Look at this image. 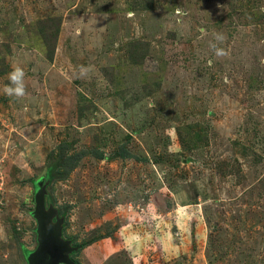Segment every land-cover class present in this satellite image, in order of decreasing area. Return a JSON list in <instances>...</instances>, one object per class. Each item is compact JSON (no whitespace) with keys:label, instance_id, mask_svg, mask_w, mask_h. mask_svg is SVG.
I'll use <instances>...</instances> for the list:
<instances>
[{"label":"rangeland","instance_id":"rangeland-1","mask_svg":"<svg viewBox=\"0 0 264 264\" xmlns=\"http://www.w3.org/2000/svg\"><path fill=\"white\" fill-rule=\"evenodd\" d=\"M42 191L70 264H264V0H0V264Z\"/></svg>","mask_w":264,"mask_h":264},{"label":"water","instance_id":"water-1","mask_svg":"<svg viewBox=\"0 0 264 264\" xmlns=\"http://www.w3.org/2000/svg\"><path fill=\"white\" fill-rule=\"evenodd\" d=\"M53 208H46L43 191L36 194L34 218L37 222V249L28 257V264H70L73 249L61 239V222L52 223Z\"/></svg>","mask_w":264,"mask_h":264},{"label":"clouds","instance_id":"clouds-1","mask_svg":"<svg viewBox=\"0 0 264 264\" xmlns=\"http://www.w3.org/2000/svg\"><path fill=\"white\" fill-rule=\"evenodd\" d=\"M213 39L216 42H209V48L213 50L217 57H227L229 55L228 50L218 46V43H223L226 40V36L222 33H213ZM88 69H82L81 74H86ZM25 71L22 67L14 65L12 70L8 73V81L3 88V93L8 97L16 99L26 96L25 87Z\"/></svg>","mask_w":264,"mask_h":264}]
</instances>
